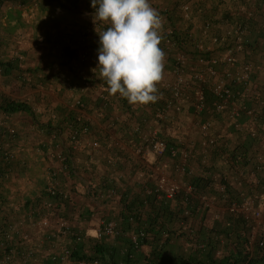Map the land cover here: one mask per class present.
Returning a JSON list of instances; mask_svg holds the SVG:
<instances>
[{
	"label": "crops",
	"instance_id": "0c3cea01",
	"mask_svg": "<svg viewBox=\"0 0 264 264\" xmlns=\"http://www.w3.org/2000/svg\"><path fill=\"white\" fill-rule=\"evenodd\" d=\"M5 1L1 4L4 5ZM191 1L195 7L193 20L200 18L202 23L206 19L216 21L213 19L216 18L219 21L214 32L222 33L223 29H226L227 24L221 23L222 18H226L229 23L235 20V17H231L233 14L226 11L227 6L230 7L226 0ZM30 2L28 0L24 4L16 3L18 8L16 6L11 8L10 5L6 12L0 14V21L3 23L0 25V59L10 60L14 64L13 53L19 52L24 55L22 61L17 58V68L6 70L0 67V104L5 100L21 101L27 103L31 109L30 112L20 110L8 113L0 109V114L7 123L17 130L13 139H0V144L14 153L11 162L0 163L2 171L0 198L7 215L10 213L11 216H15L14 220L24 221L21 224L23 229L33 230L32 245L36 246L33 248L34 256L30 258L28 264H44L48 254L60 253L63 247L68 246L67 241H69L68 238L66 241L65 237L59 239L61 241H55L50 237L51 231L49 235L47 233L38 235L31 223L35 215L38 214L40 219L48 212L39 205V203L44 204L45 199L40 187L42 183L43 185L46 183L43 187L45 189L49 184L51 170L57 171L52 180L60 184L61 190L71 199L67 204L55 203L57 210L51 213L57 216H53L52 222L55 224L58 217L64 220L66 218L72 230L79 231L84 236L89 234L92 236L102 221H116L120 227L127 229L130 224L125 217L129 208L134 209V213L138 214L134 226L146 227L152 208L144 199L149 200L152 196L147 195L145 189L153 186L157 179V173L151 174L150 171L153 160L159 159L166 164L165 160L169 159L172 164L177 158H160L152 153H146L144 157L138 155L135 149L139 144V135L135 131V126L139 122L144 126L155 125L151 109L146 105H130L119 95L110 96L108 92H101V89H106L107 85L105 81L99 79L98 69L94 71L98 62L94 60L93 52L99 47L97 32L105 30L107 25L102 24L95 28L87 40H82L78 32V28L81 29L85 23L93 22L95 9L91 6V0H55L52 3L43 1L45 7L49 8L44 11L45 21H40V13L33 6L31 7ZM150 2L152 7L159 9L162 6L158 3L165 7L169 6L168 8L173 5V0H150ZM263 3V0L247 1L246 9L256 12V18L261 20ZM222 8L224 11L217 15L216 13ZM253 35L255 33L246 34V39ZM258 44L260 48L252 50L253 55L240 52L238 57L254 61L259 80L254 83L252 89L256 87L262 92L264 35L258 38ZM83 48H88L90 55L81 62L78 53ZM172 77V67L165 63L164 79ZM31 86L36 88H30ZM13 88H16L17 92H13ZM159 91L162 94L161 100H164L167 92L160 87ZM251 91L253 90L250 89L245 94V100L257 111L259 107L252 98ZM77 101H81L83 107L80 108L76 104ZM190 112L187 102L184 103L181 111L168 110L165 125L172 126L179 138L177 140L171 138V141L189 140L192 145L197 146L195 151L202 154L201 134L197 128V123L202 120L211 121L210 132L215 137L225 136L226 140L228 135L235 137L227 130L229 124L227 110L215 116L207 107L201 114L196 115L197 120L193 111ZM78 117L88 124V130L81 133L78 140L73 142L70 138L68 120ZM240 121L244 125L249 122L243 115ZM258 125L261 127L259 139L264 146V122ZM162 135L165 137L164 132ZM240 138L243 143L248 141L242 134ZM95 140L98 141L97 146L92 145ZM230 141L228 139V142ZM225 146L237 147L230 143H226ZM244 149L243 146H239L240 151ZM253 149L250 148L248 151L252 157ZM58 150L66 154L68 169H59V162L52 158L51 155ZM198 160L199 157L196 156L194 160L187 162V166L192 171L194 169L195 174L204 173V170L198 166ZM205 166L209 168L210 173L216 170L215 168L225 171L230 178L231 193L247 191L250 188L248 182H255L256 178L263 185L261 189L263 188L264 191V168L256 174L252 172L248 174L249 167L244 174L241 171L235 173L233 170L227 172L225 168L221 169L218 158L210 160ZM168 169H164L165 174L175 173L171 177L174 180H185L188 174L179 178L180 174L174 172L173 165ZM142 199L143 203H141ZM173 204L174 202L171 203L172 207ZM104 239L106 240L102 243L104 248L113 254L114 259L120 258V251L126 246L127 237ZM179 242L175 244L178 245ZM78 246H82L81 251L85 253L83 243L80 242ZM149 248L150 246L145 244L141 250L148 251ZM58 262L59 260L56 264Z\"/></svg>",
	"mask_w": 264,
	"mask_h": 264
},
{
	"label": "built area",
	"instance_id": "2783aa9c",
	"mask_svg": "<svg viewBox=\"0 0 264 264\" xmlns=\"http://www.w3.org/2000/svg\"><path fill=\"white\" fill-rule=\"evenodd\" d=\"M156 9L157 7H153ZM160 12V10L156 9ZM191 6L187 2L180 5L181 15L185 19L191 17ZM166 9L159 13L163 18L166 16ZM101 22H89L84 26L82 31V40H87L93 30L101 26ZM214 26L210 22H205L200 26L201 37L196 41L195 46L198 55L190 58L183 50L175 52L172 64L173 77L171 79H163L159 87L167 92L166 98L160 106L153 112L155 125L139 127L135 126V131L139 135V144L135 151L138 155L145 156L146 153H152L156 157L177 158L176 170L180 176L186 173H192V170L187 166L186 161L189 157V152L185 147L169 146L167 141L161 136V129L165 124V118L169 109L181 111L185 102H189L193 107L195 114H201L208 107V100L206 94H209L213 99L210 106L215 113H223L227 110L230 120L234 123L236 129H242L244 124L240 121L242 115H246L251 121L255 122L259 117L257 111L247 101L241 100L246 98L245 91L236 89L237 85H244L247 89L251 85V72L254 66L248 59H240L238 53L244 52V43L242 42L244 31L242 27L236 26L227 29L222 33H215ZM170 29L167 33L170 34ZM162 44L164 45L165 53L168 52L169 47L173 45L170 39L166 38ZM75 47V46H74ZM74 47H72L74 49ZM77 48V46L75 47ZM97 50L93 52V58L97 61ZM90 55L88 48H83L78 53L79 60L85 61ZM20 58V56L18 57ZM98 62V61H97ZM193 86V87H192ZM253 87V85H251ZM264 88V79L262 81ZM192 87V92L190 88ZM105 88L101 89L105 91ZM252 98L258 107L264 109V89L261 92L256 87L252 89ZM103 97V95H102ZM159 99L158 101H160ZM78 106L83 107L81 101H77ZM152 103L148 105L151 106ZM79 119V118H78ZM143 128V129H142ZM197 128L203 138L204 146H215L217 144L216 137L211 134V122L209 120H202L197 123ZM88 130V124L84 123L81 127L76 128L70 125V138L73 142L78 140L81 133ZM251 134H256V129H252ZM15 129L8 126L3 115L0 114V134L14 135ZM93 146L98 145V141L92 142ZM264 147V146H263ZM9 157H13L11 153ZM54 158L59 162V169H68L66 165L67 156L62 150H58L53 154ZM143 156V157H144ZM257 164L255 166L256 172L263 170L264 157L260 154L256 156ZM151 174L156 173L155 167H151ZM57 171L52 170L50 173V182L47 185V192L55 196L57 194V184L52 180ZM256 174V173H254ZM241 176V175H240ZM183 178V177H182ZM255 184H259L258 178L255 179ZM225 185L220 186V190L224 191ZM60 192V191H59ZM147 195L155 196L158 200H173L180 195L182 202V216L189 218L192 214V205L199 201L202 208H213V219H219L223 213L228 211L235 216H240L243 220L244 226L247 230V244L249 246L257 245L264 247V191L251 192V194H242L239 199L230 201L228 206H217L216 197L214 195H207L199 193L197 189L191 184L183 180H174L167 174H160L157 176L156 182L153 186L146 187ZM66 197L67 194L63 193ZM47 214L43 215L35 226L48 229L51 227L50 237H66L73 235L72 244L80 243L84 237L81 232L72 230L71 226L64 219L57 218L54 226L51 225L50 208L53 203L49 200H44ZM216 207V208H215ZM198 210V209H197ZM134 223V218L131 217ZM181 231L188 234H194L195 228L189 224L188 221L182 220L179 224ZM6 237L12 239V236L17 235L20 241L26 243L29 240V234L20 229V222L9 224ZM146 233L142 229L124 231L116 221H102L100 225L94 230L92 237L96 241H102L105 237H127L130 241L131 249L137 251L140 248L139 240L144 237ZM220 245L225 241L222 235L217 236ZM75 247V246H74ZM74 247L65 246L60 254L52 256V259H58V264H125L123 260H112L109 254L103 258H88V257H73L72 251ZM251 248V247H250ZM32 250H29L26 255L22 254L20 262L14 264H25L26 257L32 255ZM128 252L127 247L121 248L120 253L125 255ZM220 254V250H217ZM49 255V254H48ZM15 254L7 253L0 258V264H9L13 260ZM132 256V253L129 254ZM56 257V258H55Z\"/></svg>",
	"mask_w": 264,
	"mask_h": 264
},
{
	"label": "trees",
	"instance_id": "16d2710c",
	"mask_svg": "<svg viewBox=\"0 0 264 264\" xmlns=\"http://www.w3.org/2000/svg\"><path fill=\"white\" fill-rule=\"evenodd\" d=\"M4 0H0V3H2ZM13 2L24 4L28 0H11ZM47 3L55 2V0H41ZM181 4L183 2H186L188 0H177ZM243 3L246 4L247 1L251 0H241ZM264 1V0H263ZM235 3V2H234ZM233 3V4H234ZM60 5H62L59 2ZM180 4V5H181ZM180 9V7H179ZM163 10H161L159 13H162ZM167 13L164 16L165 18V34H164V40L166 38L170 39L173 45L169 47L168 52H166V58L165 63L171 65L174 62L173 56L175 52L178 50H183L186 52L190 58H194L198 55V51L196 49L195 43L196 41L201 37L200 33V26L199 29V35L198 38L195 39V37L191 40V31L190 29L188 32L187 38H181L177 34L176 27L172 25L171 23V16L169 15V11L166 9ZM95 12V10H94ZM238 13V12H237ZM256 12L250 11L247 12L246 10L244 12H241V15H237L236 22L233 23L232 27L240 26L242 27L244 31V36L242 42L244 43V53L246 55H253L252 50H255L256 48H260V45H257L258 38L262 35H264V10L262 13L263 18L261 20L256 18ZM239 14V13H238ZM170 16V17H169ZM180 16L184 18L181 14ZM185 20H193V16H191L189 19ZM210 22L214 28L217 23L211 19L204 20L201 24L205 22ZM169 25H168V24ZM103 24V23H102ZM101 24V25H102ZM248 29V31H245V29ZM171 30L170 34L167 33V30ZM196 29V31H198ZM218 33V32H215ZM253 37H248L246 39V34H253ZM163 40V41H164ZM247 40V42H246ZM191 46V47H190ZM160 47L164 49V45L161 43ZM245 55V56H246ZM15 57L14 64L11 63L10 60L3 61L0 59V67L2 69H10V68H17L18 66V59ZM249 61H251L248 58ZM97 62V61H96ZM254 69H252L251 72V85H254L259 79H258V73L255 69L254 61H251ZM247 87V89H244V85H237L236 89L240 91H245V93H248L250 89L252 90V86ZM193 87V86H192ZM192 87L189 89L190 92H192ZM104 92H107L106 90ZM250 93H253L252 91ZM207 100H208V109L212 114L218 115L215 113L210 106L212 97L209 94H206ZM245 98L241 99L244 100ZM247 101V100H245ZM163 100L157 101L155 103H152L151 106L146 105V107L150 108L153 112L155 109L161 105ZM189 104V102H187ZM190 110L192 113H194L193 107L191 104H189ZM0 109H2L4 112H16V111H28L30 112V106L21 101H14V100H5L2 101L0 104ZM256 111V110H255ZM257 115L259 116L255 122L251 121L250 118L246 115H243L247 117L248 123H245L243 125L244 127L240 129H236L234 127V123L232 120L229 119L227 115V120H229V124L227 125V130L230 131L234 136H227V140L225 136H216L217 144L215 146H204L203 145V138L201 137V143L203 147V151H201L202 154H198L195 149H197V146L195 144L192 145V142L189 140H180L177 142L170 141L166 139L162 134L161 136L167 141L169 146H178V147H185L189 152V157L187 159V162L194 160L195 157H199V160L197 161L199 164L198 166L204 170V173L201 174H195V171L193 169V173L186 174L185 181L188 183H191L197 191L201 194H207V195H214L216 197V203L217 206H228L230 201H233L235 199H239L242 194H251V192H258L262 191L261 187L263 185L255 184L254 182H248L249 187L247 191H233L231 193V183L230 178L225 174V171H219L218 168H215L216 170L209 171V168H206L205 164H208L210 160H215L218 158V161H220L221 169L225 168L227 172L229 170H233L235 173L236 171H241L243 174L247 171L246 169L249 167V173H256V156L258 154L262 155L264 157V147L262 146V140L259 139V132L261 131V127L258 124H261V122H264V109L259 107V110H257ZM79 118V119H78ZM73 118L68 120L69 125H72L73 127L79 128L81 125L84 124L83 121H81V118ZM154 119V117H153ZM211 122V121H210ZM242 122V121H241ZM166 123V122H165ZM243 124V122H242ZM139 127H143L144 124L138 123L136 124ZM212 126V123H211ZM143 129V128H142ZM252 129H256V134L252 135L251 131ZM241 133L245 139L248 141H244L243 143L241 141ZM214 135V134H212ZM215 136V135H214ZM258 136V137H257ZM228 139L231 140L228 142ZM257 139H259L257 141ZM261 142V143H260ZM226 143H230V145H237V147H226ZM225 144V145H223ZM239 146H243L245 149L243 151L239 150ZM259 146V147H257ZM250 148L253 149V157L248 152ZM10 153L9 149L7 147H3L2 144H0V163H8L11 162L13 157H9L8 154ZM53 154V153H52ZM52 158H54L53 155H51ZM177 161H179L177 159ZM186 164L188 165V163ZM204 167H203V165ZM263 168H264V161H263ZM1 166V164H0ZM189 167V166H188ZM212 169V166L210 167ZM52 171V170H51ZM50 171V173H51ZM2 173L0 169V174ZM215 177H214V174ZM247 174V175H248ZM231 177V176H229ZM247 178V176H246ZM219 179V180H218ZM60 185V184H59ZM225 185L224 191L220 190V186ZM47 187V186H46ZM57 194L55 196L50 195L47 192V188L44 189L42 196L45 198L44 200H49L53 203V207H51L49 210L50 212H54L57 210L55 203H63L67 204L71 199L69 198V195L65 193L61 188L57 187ZM60 191V192H59ZM63 193L67 194L66 197L63 196ZM151 198V197H150ZM149 200L144 199L148 202V205L152 208V211L150 215L148 216L149 222L146 227H135L133 221L131 220V217L134 218V222L137 221L136 213H134V209H127V216L125 217L127 222L130 224V226L127 229L122 228L124 231L128 230H137L142 229L146 233L144 237H142L139 240L140 248L137 251H133L131 249L130 241L126 240V246L128 248V252L125 255L121 254L120 258L114 259L113 254L109 253L106 248H104L101 241H96L93 245V251L92 255H87L84 252L81 251L82 246H78V244L75 245L72 256L73 257H88V258H103L106 254H109L112 260H123L125 264H264V247H259L257 245L249 246L247 244V230L244 226L243 220L240 216H235L231 214L230 212L226 211L223 213L222 217L219 219H213L212 217V210L213 208H202L199 204V201L192 205V214L189 218H184L182 216V202L180 199V195L177 196L173 200H158L155 196H152V198ZM143 199L141 200V203ZM136 200H134V203ZM174 202L173 207L171 206V203ZM140 203V202H139ZM39 205L42 206V208L46 209L43 203ZM2 204V198H0V258L2 255L7 253H13L15 254L13 260L8 262L9 264H14L17 262H20L21 255H26L29 250L33 251L34 246L31 242L29 244L28 241L26 243L20 241L19 237L17 235L12 236V239L6 237V233L8 232L9 224L20 222L22 224L21 219L14 220L10 213L8 215L5 213L7 210L3 208ZM3 208V209H2ZM198 209V210H197ZM47 210V209H46ZM52 214V213H51ZM208 214V216H207ZM136 215V216H135ZM207 217V218H206ZM38 214L35 215V223L38 221ZM208 219V221L206 220ZM182 220L188 221L190 225H192L195 228L194 234H188L184 233L180 229V222ZM177 223V224H176ZM136 225V224H135ZM21 226V225H20ZM20 229L23 231V227H20ZM222 235L225 239L224 243L220 245L219 241L217 240V236ZM69 238L70 244H72V238L73 235L70 234L66 236ZM65 237V238H66ZM125 237V236H124ZM180 242H179V241ZM83 243V239L81 241ZM179 242V244H175ZM183 243V244H180ZM145 244H148L150 246L149 250H141L142 246ZM183 246V247H182ZM251 247V248H250ZM217 250H220V254H217ZM61 252V251H60ZM140 252V253H139ZM132 253V256H129V254ZM60 253H50L47 256V261H45L44 264H56L58 259H52V256ZM34 256V251L32 252L31 257ZM26 257L25 264H28L30 261V258ZM55 257V258H56Z\"/></svg>",
	"mask_w": 264,
	"mask_h": 264
},
{
	"label": "clouds",
	"instance_id": "9594fccd",
	"mask_svg": "<svg viewBox=\"0 0 264 264\" xmlns=\"http://www.w3.org/2000/svg\"><path fill=\"white\" fill-rule=\"evenodd\" d=\"M94 22L107 25L99 37L97 67L110 96L145 106L162 98L165 19L150 0H91Z\"/></svg>",
	"mask_w": 264,
	"mask_h": 264
},
{
	"label": "rangeland",
	"instance_id": "374dc122",
	"mask_svg": "<svg viewBox=\"0 0 264 264\" xmlns=\"http://www.w3.org/2000/svg\"><path fill=\"white\" fill-rule=\"evenodd\" d=\"M31 2L29 3V4H31V7L33 6V8H35V9H37L38 10V13H40V15H41V17H40V21H45L46 20V18H44V17H46V16H44V11L46 10V8L47 7H45V5L43 4V1H41V0H30ZM10 2H12L11 0H6L5 1V4L4 5H2L1 3H0V14L1 13H4V12H6L7 10H8V6H10V5H12V7L11 8H13L14 6H16L17 8H18V6H17V4H16V2L14 3H10ZM187 3H189L190 4V6H191V16H193L194 15V9H195V7L193 6V3H192V1L191 0H188V1H186ZM225 2H227L228 4H230V7H228L227 5V8H226V11H228V12H230V13H232L230 16L231 17H235V20L233 21V22H231V23H229V21H227L226 20V18H222L223 19V22H221L222 24H227V26H226V29H223V32H225L227 29H231L232 28V26H233V23H235L236 22V18L238 17L237 15H241L240 13L241 12H244L245 10L247 11V12H249L250 13V10L249 9H246V4L244 5V3L241 1V0H226ZM235 2V3H234ZM234 3V4H233ZM15 4V5H14ZM180 2H178L177 0H173V5H171V8H168L169 6H164V5H162V4H160V3H158V5H161L162 7L160 8V9H164V8H166L168 11H169V15L171 16V23H172V25L173 26H175L176 27V30H177V34L181 37V38H184V39H186L187 37V35H188V31L190 30V29H192V31H191V40L195 37V39H197L198 38V35H199V33H198V27L199 26H201L202 24H201V19L199 18V19H197V20H192V21H190V20H185V18H182L181 16H180V14H181V11H180V9H179V7H180ZM164 6V7H163ZM261 7H263L264 8V3L261 5ZM47 9H49V8H47ZM156 9H158V10H160L158 7L156 8ZM30 10V9H29ZM161 11V10H160ZM222 11H224L223 10V8H222V10L221 11H218L216 14L217 15H219V13L220 12H222ZM253 11V10H252ZM239 14H238V13ZM169 16V17H170ZM214 20H216L215 21V23H218L219 21L216 19V18H213ZM82 23V22H81ZM79 24L80 26L82 25V24ZM1 24H3L1 21H0V25ZM87 24H89V23H85L82 27H81V29L80 28H78V32H79V36H82V31H83V28H84V26H86ZM168 24V23H167ZM198 24H200V25H198ZM169 25V24H168ZM61 27V26H60ZM223 28H225V27H223ZM196 29L198 30V31H196ZM245 31H248V29L246 28L245 29ZM191 47V46H190ZM13 57H19L20 56V60L22 61V59L24 58V55L23 54H21V53H19V52H15V53H13V55H12ZM30 88H36L35 86H31ZM14 90H13V92H17V90H16V88H13ZM11 92H12V89H11ZM196 115H198V114H195L194 113V116H195V118H196V120L198 119L197 118V116ZM199 117V116H198ZM5 122H6V124L8 125V126H11V125H9L8 123H7V120L5 119ZM195 123H197L198 121H194ZM136 124H138V123H136ZM14 128V127H13ZM15 129V128H14ZM161 131V134L164 132V134H165V138L166 139H168V140H170L171 141V138H173V139H175V140H177V139H179L178 137H177V132H175V129L172 127V126H170V125H165L164 124V127H163V129H161L160 130ZM16 134H17V130L15 129V133H14V135H8V134H0V139H4V138H8V139H13V137H15L16 136ZM1 142V141H0ZM12 155H13V158H14V153L13 152H10ZM15 159H16V156H15ZM166 161V164H163L159 159H157V161H156V159H155V161L153 160V164H152V166L151 167H155V172L157 173V176L158 175H160V174H165V172H164V169H168L169 168V166L170 165H173V167H174V172H176L177 173V170H176V165H177V161L176 162H172V164L170 163V161H169V159H166L165 160ZM187 162V161H186ZM156 163V164H155ZM169 170V169H168ZM174 174L175 173H172V174H169L168 176L169 177H173L174 176ZM178 174V173H177ZM179 178H182V175L179 177ZM49 182H50V180H49ZM45 185H46V183L43 185V183L41 184V187H40V191H44V189H43V187H45ZM0 186H2V183L0 182ZM59 185L57 184V187H58ZM220 206H222V205H220ZM223 207V206H222ZM225 207V206H224ZM53 216L54 217H56L57 215L56 214H51L50 215V220H51V225H53L54 223L52 222L53 221ZM65 220H66V218H65ZM67 221V220H66ZM68 222V221H67ZM23 223V222H22ZM31 223H32V225L34 226V231H36V232H38L39 234L38 235H43V233L45 234V233H47L48 235H49V233H50V231H51V227H49L48 229H44V228H41V227H37V226H35L34 225V223H35V221H34V219L33 220H31ZM68 224H69V222H68ZM21 225V224H20ZM70 225V224H69ZM71 226V225H70ZM20 227H22V226H20ZM25 232H27L28 234H29V240H28V242H29V244L31 243V242H34V236L32 235V231L33 230H29V229H25L24 230ZM82 235H84V234H82ZM86 235V234H85ZM63 239V237L62 236H59V237H54L53 239L55 240V241H58L59 239ZM68 237H66L65 238V240L67 241L68 239H67ZM59 241H61V240H59ZM83 247H84V249H86V251H85V254H87V255H92V251H93V245L95 244V239L89 234V236L87 235V236H84V238H83ZM106 240L104 239V240H102L101 242L102 243H104ZM67 245L68 246H70V247H74L75 245L74 244H69V241H67Z\"/></svg>",
	"mask_w": 264,
	"mask_h": 264
}]
</instances>
